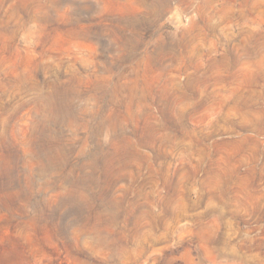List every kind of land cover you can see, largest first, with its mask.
Listing matches in <instances>:
<instances>
[{
	"label": "rangeland",
	"instance_id": "obj_1",
	"mask_svg": "<svg viewBox=\"0 0 264 264\" xmlns=\"http://www.w3.org/2000/svg\"><path fill=\"white\" fill-rule=\"evenodd\" d=\"M0 264H264V0H0Z\"/></svg>",
	"mask_w": 264,
	"mask_h": 264
}]
</instances>
